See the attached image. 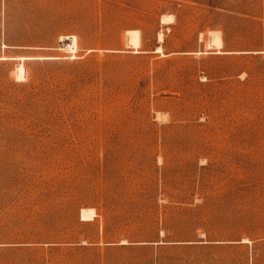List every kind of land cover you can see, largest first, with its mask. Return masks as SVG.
<instances>
[{
	"label": "rangeland",
	"instance_id": "1",
	"mask_svg": "<svg viewBox=\"0 0 264 264\" xmlns=\"http://www.w3.org/2000/svg\"><path fill=\"white\" fill-rule=\"evenodd\" d=\"M0 264H264V0H0Z\"/></svg>",
	"mask_w": 264,
	"mask_h": 264
},
{
	"label": "bare ground",
	"instance_id": "2",
	"mask_svg": "<svg viewBox=\"0 0 264 264\" xmlns=\"http://www.w3.org/2000/svg\"><path fill=\"white\" fill-rule=\"evenodd\" d=\"M171 18V17H170ZM157 50L159 51L160 48H157ZM25 71L22 67L18 68L17 73H18V77L20 76L21 78L25 77ZM16 73V72H15ZM20 78V80H21ZM94 210L92 209H87V210H82L81 214H80V220L81 221H86V220H90L94 217Z\"/></svg>",
	"mask_w": 264,
	"mask_h": 264
}]
</instances>
